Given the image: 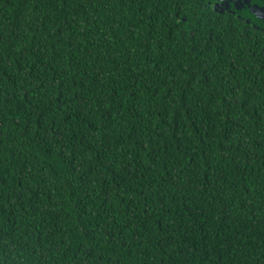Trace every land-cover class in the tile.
Masks as SVG:
<instances>
[{"label":"trees","instance_id":"trees-1","mask_svg":"<svg viewBox=\"0 0 264 264\" xmlns=\"http://www.w3.org/2000/svg\"><path fill=\"white\" fill-rule=\"evenodd\" d=\"M216 0H0V264H264V31Z\"/></svg>","mask_w":264,"mask_h":264},{"label":"water","instance_id":"water-1","mask_svg":"<svg viewBox=\"0 0 264 264\" xmlns=\"http://www.w3.org/2000/svg\"><path fill=\"white\" fill-rule=\"evenodd\" d=\"M216 10L231 13L264 31V0H219Z\"/></svg>","mask_w":264,"mask_h":264},{"label":"flooded vegetation","instance_id":"flooded-vegetation-1","mask_svg":"<svg viewBox=\"0 0 264 264\" xmlns=\"http://www.w3.org/2000/svg\"><path fill=\"white\" fill-rule=\"evenodd\" d=\"M217 1H218V3H219V0H216V4H217Z\"/></svg>","mask_w":264,"mask_h":264}]
</instances>
